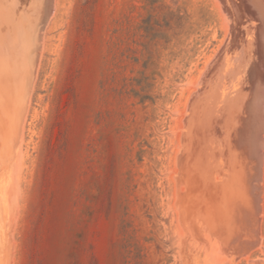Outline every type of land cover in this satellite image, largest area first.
<instances>
[{"label":"rangeland","instance_id":"obj_1","mask_svg":"<svg viewBox=\"0 0 264 264\" xmlns=\"http://www.w3.org/2000/svg\"><path fill=\"white\" fill-rule=\"evenodd\" d=\"M264 7V0H261ZM25 111L12 264H179L177 129L218 0H53ZM147 19L149 33L134 25ZM237 264H264L262 237Z\"/></svg>","mask_w":264,"mask_h":264},{"label":"water","instance_id":"obj_2","mask_svg":"<svg viewBox=\"0 0 264 264\" xmlns=\"http://www.w3.org/2000/svg\"><path fill=\"white\" fill-rule=\"evenodd\" d=\"M229 30L177 129L179 264H237L262 237L264 7L218 0ZM53 0H0V264H12L25 110Z\"/></svg>","mask_w":264,"mask_h":264},{"label":"trees","instance_id":"obj_3","mask_svg":"<svg viewBox=\"0 0 264 264\" xmlns=\"http://www.w3.org/2000/svg\"><path fill=\"white\" fill-rule=\"evenodd\" d=\"M152 27L153 23L149 22L147 19H143L141 23L137 22L134 25L135 30L138 32L144 31L145 33H149Z\"/></svg>","mask_w":264,"mask_h":264},{"label":"bare ground","instance_id":"obj_4","mask_svg":"<svg viewBox=\"0 0 264 264\" xmlns=\"http://www.w3.org/2000/svg\"><path fill=\"white\" fill-rule=\"evenodd\" d=\"M50 14H51V13L49 12V15H50ZM49 15H48V17H50ZM47 20H48V18H47ZM42 43H43V42H42ZM25 111H26V110H25Z\"/></svg>","mask_w":264,"mask_h":264}]
</instances>
